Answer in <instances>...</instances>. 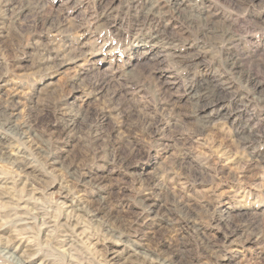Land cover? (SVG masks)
I'll use <instances>...</instances> for the list:
<instances>
[{"label": "rangeland", "instance_id": "1", "mask_svg": "<svg viewBox=\"0 0 264 264\" xmlns=\"http://www.w3.org/2000/svg\"><path fill=\"white\" fill-rule=\"evenodd\" d=\"M169 1L148 0L165 7L150 19L142 0L9 1L24 11L0 24V105L11 100L32 132L21 141L0 126V177L10 181L0 189V264H16L3 248L29 264L69 255L77 264H264V0H177L183 16ZM163 26L167 40L154 38ZM230 52L243 72L228 65ZM53 53L61 60L42 61ZM213 91L219 98H199ZM106 126L115 159L96 135ZM27 196V215L14 216L5 202ZM39 210L54 225L46 239ZM70 210L80 229L64 255L59 225ZM26 218L34 227L16 232Z\"/></svg>", "mask_w": 264, "mask_h": 264}, {"label": "bare ground", "instance_id": "2", "mask_svg": "<svg viewBox=\"0 0 264 264\" xmlns=\"http://www.w3.org/2000/svg\"><path fill=\"white\" fill-rule=\"evenodd\" d=\"M10 1V0H9ZM6 2L5 4H4V10H3V12H5V16L7 17V16H9L8 18L10 19V20H13L14 22H15V20H17L19 17H21V15H23L22 13H23V11H24V9L23 8H21V7H18V8H15L11 3L12 2ZM143 1V4H144V6H143V8L145 9L144 10V12H143V16L145 17V18H147V19H150V18H152V16H154V15H157V14H159L160 12H162L164 9H165V7L164 6H158V7H155L156 6V3H155V6L152 4V5H148L147 4V1L148 0H142ZM168 3V2H167ZM169 3L171 4V7H172V11H174V13H176L177 15H182L183 13H184V11H185V9H183L182 8V4L181 3H179L177 0H173V2H172V0H170L169 1ZM1 5V4H0ZM161 5V4H160ZM207 6V5H206ZM1 12V11H0ZM166 12V11H165ZM207 13V12H206ZM206 13H203V15H205ZM162 14V13H161ZM160 14V15H161ZM165 15V14H164ZM4 16V17H5ZM159 16V15H158ZM174 16V15H173ZM172 16V17H173ZM183 16V15H182ZM195 16V15H194ZM207 15H205V18L206 19H208L207 17H206ZM208 16H210V15H208ZM4 17H1L0 16V24H1V21H2V19H4ZM23 17V16H22ZM193 17V16H192ZM197 17V16H196ZM212 17V16H211ZM202 18H203V16H202ZM204 18V19H205ZM52 19V18H51ZM182 19V18H181ZM185 19V18H184ZM20 20V19H19ZM46 20V19H45ZM48 20V19H47ZM183 20V19H182ZM205 21V20H204ZM38 22V21H37ZM202 22H203V20H202ZM50 23V22H49ZM55 23V22H54ZM37 24V23H36ZM46 25V24H45ZM206 25V24H205ZM48 26V25H47ZM160 28V27H159ZM54 29V28H53ZM167 32H168V29L166 28V27H162L161 29H157V31L153 34V37L154 38H161L162 40H167L166 39V36L168 35L167 34ZM169 33V32H168ZM222 34H223V36H225L226 38H228V40L230 41L231 40V36H230V34L229 33H227V31L225 32L224 30H223V32H222ZM28 37V36H27ZM234 41V40H233ZM232 43V42H231ZM2 44V43H1ZM52 44V43H51ZM2 48V47H1ZM70 49H68V50H66L65 52V54H69V53H71V50L69 51ZM57 52V51H56ZM62 53H64V52H62ZM54 55L53 56H49L47 59H45V58H43L42 59V61L45 63V62H47V61H60L61 59L59 58V56H57L56 55V53H53ZM61 54V53H60ZM227 54V53H226ZM45 55V54H44ZM43 55V56H44ZM68 57V56H67ZM63 60V62L65 63V62H67L66 64L68 65L69 63H71L70 61H72V60H74L75 61V59H78L77 57H72V58H66V59H64V56H63V58H62ZM228 60H227V62H228V65L230 66V67H232V68H234V69H236V70H241V72H243L242 70H243V62H242V60L239 58H237V56L234 54V53H232V52H230L229 54H228V58H227ZM77 62H78V60H76ZM82 61V60H81ZM48 63V62H47ZM52 63V62H51ZM58 63V62H57ZM229 67V68H230ZM241 74V73H240ZM250 76V75H249ZM254 78V77H253ZM248 82V81H247ZM250 82V81H249ZM257 85V84H256ZM71 87V86H70ZM72 88H74V87H72ZM70 89V88H69ZM95 89V88H94ZM68 91V90H67ZM256 92V91H255ZM118 93V92H117ZM264 94V93H263ZM68 95V94H67ZM212 95L214 96H212V97H199V98H205V100H213V99H217V98H219V97H215V96H217V95H219V93L217 92V91H213L212 92ZM209 96V95H208ZM115 97V96H114ZM96 98V97H95ZM99 98V97H98ZM105 98V97H104ZM108 98V97H107ZM100 99V98H99ZM112 99V98H111ZM260 100H262V101H264V95L262 96V97H260L259 98ZM97 100V99H96ZM113 100H114V98H113ZM198 100V99H197ZM201 100V99H200ZM6 101V100H5ZM110 101V100H109ZM10 102V104H11V100L9 101ZM106 102H107V100H106ZM117 101H115V103H116ZM124 102V101H123ZM1 103V102H0ZM5 103V102H4ZM3 103V104H4ZM7 104H5L4 106H2V105H0V126L2 127V129L4 128V129H7V130H9L10 131V133L13 135V137H15L16 139H18V140H21L22 141V139H26V138H29L30 136V134H31V132H32V127H31V124L29 123V122H25V123H20V124H18V123H16V115H17V113H16V106L15 105H13L12 104V107H10L9 105L10 104H8V102H6ZM112 103V102H111ZM118 103H119V100H118ZM205 103V102H204ZM123 104V103H122ZM120 105V104H119ZM117 106V105H116ZM203 106H206V104H204V105H201V106H199V107H203ZM83 107V106H82ZM122 107V106H121ZM114 109V108H113ZM166 109V108H165ZM200 109V108H199ZM74 111V110H73ZM121 111L123 112V110L121 109ZM119 112V111H118ZM131 112V111H130ZM199 113V112H198ZM208 113V112H207ZM116 114V113H115ZM118 114V113H117ZM120 116V115H119ZM207 118V117H206ZM209 118V117H208ZM18 121V120H17ZM72 121V120H71ZM205 121V120H204ZM24 122V121H23ZM74 122V121H73ZM98 125V124H97ZM73 127V123H71V125H70V127ZM102 126V125H101ZM36 127V126H35ZM107 127V126H106ZM101 129H100V131H98V133L96 134L97 135V137H99L100 139H101V141H103V144H104V146H105V148L104 149H107L109 152H111L112 153V157H113V159H115V158H118V156L119 155H121V153H116V148H117V146H119L115 141H113L112 139H111V136H110V133H111V130H110V128H108V129H105V127H100ZM68 129V128H67ZM126 129V128H125ZM74 131V130H73ZM105 131V132H104ZM34 132V131H33ZM76 132V131H75ZM74 132V133H75ZM78 132V131H77ZM84 132V131H83ZM101 132V133H100ZM55 133V132H54ZM59 133H60V131H59ZM69 133V132H68ZM72 133V132H71ZM70 133V134H71ZM93 134V133H92ZM35 135V134H34ZM66 135H67V133H66ZM76 135V134H75ZM68 136V135H67ZM69 136H71V135H69ZM254 135H251V133H250V135L248 136V137H246V138H244L247 142H251V140H253L254 139V137H253ZM58 138V137H57ZM67 138V137H66ZM62 139V138H61ZM100 139H97V141H96V143H98V141L100 140ZM102 139H104V140H102ZM28 140H30V139H28ZM49 140V139H48ZM25 142V141H24ZM46 142V141H45ZM37 143V142H36ZM27 144V143H26ZM100 144V143H99ZM30 145V144H29ZM43 145H44V143H43ZM49 145V144H48ZM48 145H47V148H48ZM96 145V144H95ZM121 145H123V144H121ZM36 146V145H35ZM34 146V147H35ZM44 146H46V145H44ZM54 146V145H53ZM132 146V145H131ZM27 147V146H26ZM33 147V148H34ZM39 147V146H38ZM43 147V146H42ZM95 147V146H94ZM32 148V147H31ZM54 148H56V147H54ZM121 148V147H120ZM53 149V148H52ZM60 149V148H59ZM1 150V149H0ZM32 150H34V149H32ZM37 151H38V154H39V152L41 153V151L40 150H38V149H36ZM35 150V151H36ZM106 150V151H107ZM44 151V150H43ZM53 151V150H52ZM99 151V150H98ZM3 152V151H2ZM50 152V151H49ZM48 152V153H49ZM96 152H97V150H96ZM120 152V151H119ZM54 153V152H53ZM98 153V152H97ZM107 153V152H106ZM132 153V152H131ZM130 153V154H131ZM5 154H6V152H5ZM37 154V153H36ZM37 154V155H38ZM51 154V153H50ZM59 154V153H58ZM102 154V153H101ZM103 154H105V153H103ZM126 155V154H125ZM5 156V155H4ZM18 156V155H17ZM46 156V155H45ZM55 156V155H54ZM106 156H108L107 154H106ZM11 157V156H10ZM9 156L8 157H6V160H13V159H11ZM14 157H16V156H14ZM122 157V156H121ZM132 157V156H131ZM20 158H21V160H20ZM47 159H48V157H46ZM46 158H44V159H46ZM51 158V157H50ZM15 159V158H14ZM58 159V158H57ZM124 159H125V157H124ZM9 160V161H10ZM253 161V160H252ZM22 162H23V158L22 157H17V159L16 160H13L11 163L12 164H14V163H16V164H22ZM47 162H50V164L51 163H58V161H55V160H51V159H48L47 160ZM62 161H60V163H61ZM65 162V161H64ZM63 162V163H64ZM44 163V162H43ZM60 163H58V164H60ZM116 163V162H115ZM121 163H123L122 161H121ZM109 164H110V162H109ZM126 164H128V163H126ZM62 165V164H61ZM68 165H70V164H68ZM47 167V166H46ZM70 167V166H69ZM181 167V166H180ZM179 167V168H180ZM73 168V167H72ZM18 169V168H17ZM57 169V168H56ZM68 169H70V168H68ZM57 170H59V168L57 169ZM62 171V170H61ZM67 171V173L69 174V175H72V176H74L73 174H74V172H71V170H66ZM82 172V171H81ZM78 175V174H77ZM88 175V174H87ZM86 176V175H85ZM98 176V175H97ZM68 177V176H67ZM69 178V177H68ZM71 178V177H70ZM35 179V178H34ZM80 177H78V179H76L78 182H80ZM94 179V178H93ZM99 179V178H98ZM102 179V178H101ZM69 181H71V180H69ZM89 181V180H88ZM8 181H5V180H3L1 177H0V189H2V188H4V187H7V185H8V183L10 182H8ZM87 182V181H86ZM84 184H85V181L83 182ZM93 183H95V182H93ZM99 183V182H98ZM151 183V182H150ZM74 184V183H73ZM72 184V185H73ZM90 184V183H89ZM12 185V184H11ZM17 186H18V184H16ZM37 185V184H36ZM76 185V184H75ZM98 185V184H97ZM148 185V184H147ZM22 186H23V184H22ZM28 184H27V186H26V189H27V192L30 194V193H32L31 194V197L33 198L36 194H35V191H34V188L32 187H30V188H28ZM31 186V185H30ZM99 186V185H98ZM103 186V185H102ZM105 186V185H104ZM146 186V185H145ZM154 186V185H153ZM156 186V185H155ZM8 187H9V185H8ZM25 187V186H24ZM144 187V186H143ZM98 188V187H97ZM155 188V187H154ZM18 189V188H17ZM25 189V188H24ZM101 189H103V188H101ZM9 190V189H8ZM7 190V191H8ZM15 190V189H14ZM78 190V189H77ZM152 190V189H151ZM150 190V191H151ZM2 191V190H1ZM3 191H5V188H4V190ZM12 191V190H11ZM19 191H21V190H19ZM34 192V193H33ZM146 192V191H145ZM15 193V192H14ZM21 193H23V191H21ZM80 193V192H79ZM150 193V192H149ZM4 194H6V193H4ZM11 194V193H10ZM28 194V195H29ZM147 194V193H146ZM152 194V193H151ZM1 195V194H0ZM8 195H9V193H8ZM17 195H19V194H17ZM26 195V194H25ZM67 195V194H66ZM3 196V195H2ZM6 196H7V194H6ZM15 196H13V198H14ZM21 197H22V195H21ZM19 198V197H18ZM32 198H28V196H27V198H23V199H19V200H17V201H12V200H14V199H10V198H8L9 199V202H5V203H8L7 205H9V204H12V206H14L15 207V214H14V216H16V214L18 215V217L19 216H21V215H23L24 213L26 214L28 211H29V209L27 210V208H28V206L30 205V203H32L31 202V199ZM146 199V198H145ZM149 199V198H148ZM3 200V199H2ZM11 200V201H10ZM16 200V199H15ZM103 200V199H102ZM150 200V199H149ZM5 201H7V200H5ZM146 201V200H145ZM3 202V201H2ZM2 202H0V203H2ZM105 202V201H104ZM6 205V206H7ZM143 205V204H142ZM10 206V205H9ZM69 206V205H68ZM34 207V206H33ZM96 207V206H95ZM101 207V206H100ZM155 207H157V204L156 203H149L148 205H147V210H148V214H151V215H155L156 216V214H157V212L155 211ZM160 207V206H159ZM178 208H179V210H185V208L187 207V204H185L184 202H180L179 204H178V206H177ZM13 208V207H12ZM11 208V209H12ZM82 208V207H81ZM89 208V207H88ZM144 208V207H143ZM14 209V208H13ZM77 209V208H76ZM108 209V208H107ZM85 210V209H84ZM93 210V209H92ZM92 210H90L91 212H92ZM96 210V209H95ZM78 211V210H77ZM76 211V212H77ZM64 212V211H63ZM66 212V211H65ZM69 212H70V214H69ZM75 212V211H74ZM76 212H75V214H72V212H71V210L70 211H67V213H66V215H64L65 216V218L64 219H62V223L59 225V227L62 229V233H64L65 234V236H64V238L62 239V241H59V248L61 249V252L62 253H64V255H65V253H66V251L68 250V248L72 245V243H73V240H74V237H76V236H79V233H78V229H80V227H78L77 226V224L79 225V223L77 222V218H78V216L79 215H77L76 214ZM85 212V211H84ZM107 212H109V211H107ZM145 212V211H144ZM167 212L168 213H172V212H170V210H167ZM87 213H88V211H87ZM90 213V212H89ZM81 214V213H80ZM91 214V213H90ZM107 214V213H106ZM105 214V215H106ZM27 215V214H26ZM33 217L37 220L38 219V221H40L39 222V227H40V233H41V235L42 236H44V238L47 236V234H49V229H51L54 225L52 224V221H47V220H45V216H44V213L43 212H40V210L39 211H35L34 213H33ZM53 215V214H52ZM87 215V214H86ZM96 215V214H95ZM104 215V216H105ZM172 214H168L167 216H168V222L170 221V219H169V217H171L172 219H171V221L173 220V222H179V220H183L182 218H175L176 216H174V217H172L171 216ZM187 215V214H186ZM88 216V215H87ZM92 215H90V217H91ZM118 216V215H117ZM154 216V217H155ZM11 217V216H10ZM80 217V216H79ZM84 217V216H83ZM163 217V216H162ZM166 217V216H165ZM15 218H17V217H15ZM59 218V217H58ZM115 218H118V217H116L115 216ZM121 218V217H120ZM14 219V218H13ZM18 219H20V218H18ZM90 219V218H89ZM103 219V218H102ZM106 219H107V217H106ZM109 219V218H108ZM123 219V218H122ZM185 219H187V218H185ZM25 220V219H24ZM26 222L27 223H25V224H22V225H20L19 227H18V230L19 231H17L16 230V232H20V231H22L24 228L26 229V227L25 226H33L34 227V224H35V222L33 221V219L32 218H26ZM92 220V219H91ZM99 220H101L100 218H99ZM99 220H97V221H99ZM37 221V222H38ZM95 221V220H94ZM115 221V220H114ZM116 221H118V220H116ZM132 221V220H131ZM131 221L129 222V224L131 223ZM136 221V220H135ZM171 221H170V223H171ZM245 221V220H244ZM83 222V221H82ZM93 222V221H92ZM91 222V223H92ZM101 222V221H100ZM122 222V221H121ZM123 222H125V221H123ZM126 222H128V221H126ZM133 222V221H132ZM186 222H188V219L186 220ZM250 222V221H249ZM19 223V222H18ZM17 223V224H18ZM114 223V222H113ZM241 223V222H240ZM3 224H5V223H3ZM27 224V225H26ZM102 224V223H101ZM109 224V223H108ZM128 224V223H127ZM174 224V223H173ZM172 224V225H173ZM177 224V223H176ZM239 224V223H238ZM16 225V224H15ZM115 225H116V223H115ZM140 225V224H139ZM113 226V225H112ZM249 226V224L248 223H243V224H240V225H236V226H234L233 227V230H232V232H235V233H238V232H243V231H245V229L247 228ZM101 227H102V225H101ZM109 227V226H108ZM110 227H111V225H110ZM120 227V226H119ZM2 229H4V228H2ZM14 229V228H13ZM60 229V230H61ZM104 229V228H103ZM112 229V228H111ZM106 230H108V229H106ZM127 230V229H126ZM199 229L197 228L196 229V231H198ZM51 231V230H50ZM82 231H84V229L82 230ZM102 231V230H101ZM112 231V230H111ZM113 231H115V229H113ZM112 231V232H113ZM129 231H131V230H129ZM136 231V230H135ZM15 232V233H16ZM31 232V231H30ZM81 232V231H80ZM109 232V231H108ZM138 232V231H137ZM68 233V234H67ZM115 233H117V230L115 231ZM134 233V232H133ZM112 234V233H111ZM121 234H123V233H121ZM126 234V233H125ZM128 234V233H127ZM105 235V234H104ZM114 235V234H113ZM119 235V234H118ZM117 235V236H118ZM23 236V235H22ZM82 236H83V234H82ZM106 236V235H105ZM115 236V235H114ZM127 236V235H126ZM253 236V235H252ZM51 237V236H50ZM111 237V236H110ZM130 237V236H129ZM134 237V236H133ZM249 237H251V236H249ZM37 238V237H36ZM107 238H109V237H107ZM113 238V237H112ZM116 238V237H115ZM122 238V237H121ZM246 238H248V237H246ZM16 239V242L18 241L19 242V245L20 246H22V244H23V241L21 240V239H18V238H15ZM46 239V238H45ZM3 240V239H2ZM13 240V239H12ZM11 240V241H12ZM109 240H111V238L109 239ZM15 241V240H14ZM107 241H108V239H107ZM115 241V240H114ZM246 241V240H245ZM247 241H249V240H247ZM246 241V242H247ZM109 242V241H108ZM46 243V242H45ZM116 243V242H115ZM74 244V243H73ZM89 245V244H88ZM126 245H127V243H126ZM6 247V246H5ZM24 247L26 248L27 247V244H25L24 245ZM59 249V250H60ZM180 249V248H179ZM2 252H4V254H10V256L13 258V260H15L16 261V264H29L30 263V258H27V259H19V258H15V256H13V253L12 252H10V250H8V249H6V248H3L2 250H1ZM133 251V250H132ZM178 251H180V250H178ZM116 252V251H115ZM24 253V252H23ZM26 253H27V251H26ZM136 254V253H135ZM116 256V255H115ZM134 256V255H133ZM142 256V255H141ZM28 257H30V255L28 256ZM68 258H67V264H77V263H75L71 258H70V255L69 256H67ZM145 257V256H144ZM141 258V257H140ZM115 259V258H114ZM148 259V258H147ZM112 260V259H111ZM130 260V259H129ZM143 260V259H142ZM158 260V259H157ZM145 261V260H144ZM147 261V260H146ZM163 261H165V260H163ZM166 261H168L167 262V264H171L170 262H169V260H166ZM177 262H175L176 264H183V258L182 257H180V258H177V260H176ZM151 263L150 264H153V262H152V260L150 261ZM40 264H48V262L46 261V260H42L41 261V263ZM121 264H130L129 262H127L126 260L125 261H122V263ZM154 264H166L165 262H162L161 261V263L160 262H154Z\"/></svg>", "mask_w": 264, "mask_h": 264}]
</instances>
